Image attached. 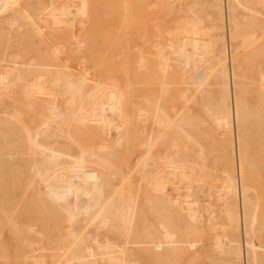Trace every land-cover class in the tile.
<instances>
[{
    "label": "bare ground",
    "instance_id": "6f19581e",
    "mask_svg": "<svg viewBox=\"0 0 264 264\" xmlns=\"http://www.w3.org/2000/svg\"><path fill=\"white\" fill-rule=\"evenodd\" d=\"M90 1L0 0V235L15 214L18 264H175L183 245L184 264H264V0H111L113 31ZM151 72L132 100L127 74Z\"/></svg>",
    "mask_w": 264,
    "mask_h": 264
},
{
    "label": "rangeland",
    "instance_id": "374dc122",
    "mask_svg": "<svg viewBox=\"0 0 264 264\" xmlns=\"http://www.w3.org/2000/svg\"><path fill=\"white\" fill-rule=\"evenodd\" d=\"M95 1V3H98V5H100V6H95V3L93 4L92 2H94ZM99 1H101V3H99ZM91 3H92V5H93V8H95V7H100V9H99V11H98V9L97 8H95V10H96V12L93 10V8H92V6L90 7L93 11H94V14L92 15V17H96L95 16V14L97 13V11L99 12V16H97L96 18H97V21H98V23L96 22V18L94 19V18H92V17H90V15L87 17V21H86V23H85V25H84V27H83V32L86 34V33H89V32H91V30H94V31H96L95 29H97V28H95L94 27V25H95V22H96V25L95 26H97L98 24H100L99 26H101L102 27V29H104L105 27L107 28V29H110L111 31H113V28L114 27H116V25H115V23H116V21H117V16L118 15H121L122 14V12H118L117 10H118V8L120 7V5L118 4V3H112V4H110L109 2H111V0H91L90 1ZM114 9V10H113ZM129 10H130V8H129ZM91 11V10H90ZM93 11H92V13H93ZM122 11V10H121ZM135 13L136 14H138L136 11H135ZM158 13H159V11H158ZM158 13H156V14H158ZM90 14V13H89ZM153 15H154V13H153ZM90 17V18H89ZM95 21L94 23H93V21ZM110 24H112V26H110ZM114 25V26H113ZM106 29V30H107ZM115 29V28H114ZM96 33V32H95ZM94 33V34H95ZM25 34H28L27 32L25 33ZM64 36L66 37L65 39L66 40H69V38H70V36H69V29L67 28L66 30H65V32H64ZM86 35H88V34H86ZM91 34L89 33V36H90ZM88 36V37H89ZM25 37V36H24ZM91 37V36H90ZM90 37L88 38V39H90ZM29 38L31 39L32 37H30L29 36ZM29 38H27V39H29ZM94 37H92L91 39H90V43H91V41H92V39H93ZM27 39H26V37H25V40L23 39V38H20V40H22V41H20V42H22V43H25V44H27V45H25V46H27L26 48H28L29 49V46H33V43H35V46L38 44H36V41L34 40L33 42H32V40H30L29 39V44L32 42V44L31 45H29L28 46V42H27ZM95 40V39H94ZM15 41V40H14ZM19 40H17V42H18ZM31 41V42H30ZM97 44L99 43V45L102 43V41H101V39H100V36H98L97 37ZM19 43V42H18ZM92 43H93V45H91V49L93 50L95 47H94V42L92 41ZM104 43H102V47H104V45H103ZM112 44V43H111ZM110 44V42H109V45H111ZM21 46L22 44L21 43H19L18 44V46ZM24 45V44H23ZM22 45V46H23ZM92 46L94 47V48H92ZM108 45L106 44V47H105V49H110V47L108 46ZM34 47V46H33ZM32 47V48H33ZM23 48H25L24 46H23ZM23 48H21V51L23 50ZM26 48L24 49V50H26ZM30 49H31V47H30ZM92 50H90V48H89V46H88V43H87V50L86 51H84V53H83V56L85 57L84 58V60L86 61H89V63H90V61L92 60V59H95L96 61H98V63H101L102 64V62L103 61H101V60H104V58H103V56H101V54H102V52H101V54L98 56V57H96L97 55H95L93 52H91ZM30 51V50H29ZM110 51V50H109ZM22 52H24V51H22ZM31 52H32V49H31ZM86 52V53H85ZM106 52V51H105ZM25 53H28V51L26 50V52ZM25 53H23V54H25ZM92 53L95 55V57L94 58H92L91 57V55H92ZM95 53H96V50H95ZM106 53H108V52H106ZM106 53H104L103 52V54L102 55H104V56H106ZM32 54H34V53H32ZM108 55V54H107ZM109 56V55H108ZM101 57H102V59H101ZM243 57H244V53L241 55V57H240V59H243ZM107 58V59H106ZM106 58H105V60H104V62H106V60H107V62L106 63H103V65H106V64H108L109 63V58L106 56ZM117 58V57H116ZM118 59V58H117ZM93 62H94V60H92ZM92 61H91V63H92ZM90 63V64H91ZM154 74V75H153ZM153 74H152V72L150 73V76H148V79L143 75V77L140 75V77H141V80L144 78V80L146 81V79L149 81L150 79H155V81H158V80H160L161 78H163V76H162V74H160V73H155V72H153ZM133 75V74H132ZM131 74H127V80H128V77L130 78V79H132V80H130V81H132L133 82V84L131 85V87L129 88V91H130V96L132 95L133 96V93L131 94V89H132V91H136V92H138V93H135L134 92V96L133 97H131V99L132 98H134L135 100H139V98H142V97H139V95L140 96H142V94H143V92L141 93V91H142V89L143 88H148V86H149V89H152V87L154 86V87H156V84L155 85H153V82L152 81H154V80H150L149 81V83H147V84H145L144 82V80H142L143 82H140V81H137V80H139L140 79V77L139 76H137V74H135V78H132V77H134V76H132ZM139 75V74H138ZM153 75V76H152ZM160 75V76H159ZM92 78L94 77V78H98V76L97 77H95V75L93 76V75H90ZM104 76V75H103ZM132 76V77H131ZM157 76L159 77V78H157ZM139 77V78H138ZM137 78V80H135ZM99 79H102V80H105V76L102 78V77H100ZM109 79H111V80H117V77L115 78V77H110ZM134 79V80H133ZM157 79V80H156ZM136 81V82H135ZM135 82V83H134ZM151 84V85H150ZM146 86V87H145ZM139 87V88H138ZM153 87V88H154ZM140 88H141V91H140ZM138 90V91H137ZM139 94V95H138ZM190 94H192V91H190ZM133 100V99H132ZM163 101H165V98H163ZM83 139L81 138L79 141H82ZM84 141V140H83ZM82 141V143H84ZM129 150V151H128ZM126 151V152H125ZM125 154V155H124ZM123 158H122V160H121V166H125V165H127V166H132L133 165V160H134V156L133 155H130V149H124L123 150ZM128 158H130V159H128ZM132 160V161H131ZM125 162H126V164H125ZM131 164V165H130ZM262 173V176L261 175H259V177H263V175H264V172L263 171H261ZM260 179H262L263 181H264V178H260ZM259 183V184H258ZM257 184V186H256V188L258 189V192H257V189L255 190L256 191V194H257V199H258V204H259V208H261V209H263V211H264V201H263V198L261 197V195L264 197V185H263V183H262V181H259ZM260 183H261V185L262 186H260ZM259 186L261 187V188H263V190H261V188H259ZM259 189H260V191H259ZM260 192H262V193H260ZM260 193V194H259ZM20 198H21V196H20ZM23 199L25 198V196L23 195V197H22ZM21 198V199H22ZM9 199V200H8ZM7 200H8V203H7V208H9L12 204H13V200H12V197H8L7 198ZM25 200V199H24ZM9 201H11V202H9ZM27 201V200H26ZM11 203V204H10ZM9 206V207H8ZM260 209V210H261ZM10 210V209H9ZM14 215L15 214H13V213H9L8 214V220H7V223H8V225L6 226V227H4L3 229H2V231H1V235H0V239H4V240H2V241H4L5 242V244H4V246H3V244H1L2 245V249H3V251H5L4 253L5 254H3V251H2V249H1V255L3 256L4 255V257H5V260H4V257L2 258V260H1V262L3 263V264H18V261H17V255L15 254L16 252H18L19 251V246L17 245H14L12 242V240H13V238L15 237V235H16V231H15V226H14V220L15 219H13L14 218ZM12 216V217H11ZM24 216V215H23ZM262 217H261V220H262V218H263V216H264V214H262L261 215ZM11 217V218H10ZM263 228H264V219H263V226H262ZM261 227V233H262V235H260L259 236V238H260V240H262L261 241V243H264V229ZM10 229V230H9ZM7 232V233H6ZM10 232H12V233H10ZM5 233V234H4ZM12 235V236H14L13 238H11V236H9V235ZM2 236V237H1ZM7 237V238H6ZM258 237V236H257ZM9 241H8V240ZM12 239V240H11ZM1 243H3V242H1ZM14 246V247H12V245ZM262 246H264V244L262 245ZM8 247V248H7ZM5 248V249H4ZM7 249V250H6ZM13 249V250H12ZM188 252H189V249H188V247L187 246H182V249L180 250V255H179V258H177V259H175L174 260V263L175 264H184V262H185V258L187 257V254H188ZM6 253H7V257H6ZM14 253V254H13ZM1 256V257H2ZM1 257H0V259H1ZM14 257V258H13ZM16 257V258H15ZM13 258V259H12ZM14 259L16 260V262L14 261ZM8 260V261H7ZM8 262V263H6V262ZM1 262H0V264H1Z\"/></svg>",
    "mask_w": 264,
    "mask_h": 264
}]
</instances>
